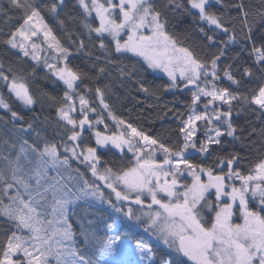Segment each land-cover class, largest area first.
I'll use <instances>...</instances> for the list:
<instances>
[{"label": "snow or ice", "instance_id": "1", "mask_svg": "<svg viewBox=\"0 0 264 264\" xmlns=\"http://www.w3.org/2000/svg\"><path fill=\"white\" fill-rule=\"evenodd\" d=\"M214 2L218 5L221 0H186V4L177 0H78L80 23L90 41L98 42L93 47L101 52L93 64L95 76L70 66L72 52L45 21L46 11L60 25L65 24L59 19L65 0H7V8L0 4V12L19 14L9 17L10 21H22L2 34L0 44L16 50L18 58L30 57L36 62L42 52L51 53L48 59L54 62L45 59V66L65 86L57 108L63 153L60 146L46 139L41 146L39 132L33 143L21 139L14 154L15 143L8 139L0 142L4 149L0 152V264H121L118 258L128 251L129 242L114 231L115 221L108 226L110 235L98 237L90 230L88 197L145 224V232L161 241L167 249L161 254L141 239L135 241L144 264H264V158H258L247 175L234 167L241 159L235 153L217 156L207 166L188 159L193 152L207 159L213 145H223V137L237 138L232 122L235 104L264 116V9L252 14L243 2L235 6L241 13L240 39L245 42L241 51H247L250 45L249 55L255 58L253 66H243L240 75L254 79L256 85L242 92L232 65L221 70L220 62L227 58L229 45L239 41L235 28L226 26L225 15L212 10ZM177 9L188 15L195 13L200 22L210 26L209 31L219 30L227 39L219 41L216 52L204 55L196 47L182 46L184 41L168 31L169 13ZM89 17L98 23L87 22ZM257 18L261 22L258 34L254 31ZM198 31L209 47L215 45V35H208L203 27ZM85 47L80 40L77 51ZM239 58L240 53L233 57L237 62ZM149 69L167 74L170 82L163 86L166 91L181 86L191 91L189 111L175 131L176 140L162 141L117 119L108 102L112 88L100 82L115 70L122 82L135 84L138 91L149 94L145 79ZM222 76L231 82L228 87L220 86ZM85 79L93 86L84 84ZM0 82L8 92V98L0 92V108L6 109L11 118L6 123L12 122L16 132L33 131L31 123L27 128L15 125L23 117L8 102L13 97L26 107L38 102L24 70L11 64L5 69L0 64ZM79 85H83V91ZM232 85L237 86L236 91ZM158 91L153 89L150 94L156 96ZM105 110L116 121L115 130L107 124L105 131L97 130L96 125L104 123L101 112ZM90 113L96 116L95 121ZM87 131L94 135V146L83 145ZM102 149L131 153V159L116 167L102 160ZM73 160L84 165L93 178L89 180L85 172L75 170L80 193L75 199L85 204L77 217L78 230L67 215L72 189L49 176L51 169L57 170V175L59 169L70 170ZM77 236L98 247L100 256L93 259L82 253Z\"/></svg>", "mask_w": 264, "mask_h": 264}, {"label": "trees", "instance_id": "2", "mask_svg": "<svg viewBox=\"0 0 264 264\" xmlns=\"http://www.w3.org/2000/svg\"><path fill=\"white\" fill-rule=\"evenodd\" d=\"M44 2H47V0H44ZM177 2L186 4V0H177ZM241 2L244 3L246 9H250L252 14L264 9V0H221L218 5L214 2L212 10L223 13L225 15L226 26L230 29L235 28L239 42L229 45L227 58H222L220 63L221 70L225 65H232L237 79L241 80L239 90L243 92L246 88L251 89L255 87L256 81L246 77L242 78L240 75L242 67H252L255 59L254 56L249 55L251 50L250 45L247 46V51H241L242 47H245V42L240 39L242 28L241 13L235 7ZM0 4L7 8V0H0ZM65 4L66 7L59 10V19L65 20L64 25H60L57 19L46 11L43 13L45 21L53 29L64 47L69 48L72 52L70 66L79 68L84 73H87L88 76H95L93 64L95 58L101 56V52L98 48L93 47V44L98 42L95 40L90 41L87 29L80 23L82 9L78 5V0H65ZM18 15L15 11H8L7 14L0 12V39L3 38L2 34L8 33L12 27L22 22L18 19L9 20V17L16 18ZM69 17H72V19H69ZM168 18L170 20L168 31L177 34L184 41L182 46L196 47L201 55H204L206 52H216L220 47L219 41L227 39V36L220 35L219 30H216L215 33L209 31L210 26L204 22H200L195 13L188 15L182 10L177 9L175 13L170 12ZM87 22L92 24L98 23L93 17H89ZM260 26L261 22L257 18V27L254 30L257 34ZM201 27L205 29L208 35H215L216 43L213 47L208 46L209 42L204 37V34L198 31ZM92 35L93 37L95 36L94 33ZM186 36L189 38L185 39ZM80 40H84L86 45L83 51H77ZM89 52L92 53L91 56H89ZM237 53H240L239 62L233 59ZM128 55L131 56L132 54ZM125 62L128 63L129 61ZM0 64L5 69L10 64L15 68L23 69L27 77L28 86L38 100L36 104L26 107L19 101H16L14 97L8 99L12 110L17 111L23 117V120L15 121V125L18 127L20 124H23L27 128V125L31 123L34 130L29 134L16 132L12 122L6 123V121H10L11 119L10 113L6 109L0 108V142L8 139L9 143H15L16 149L12 150L14 154L15 151H18L21 139L33 143L37 138V132H39L41 146H43L45 139L50 143H56L60 146L62 125L57 116V108L59 107V100L65 91L64 84L41 61H33L30 57L18 58L16 50H9L2 44H0ZM117 77L118 73L112 70L110 75L103 77L100 81L102 84H108L112 88L108 102L112 106L111 111L115 117L128 121L139 130L160 138L162 141L176 140L175 131L180 127V120L185 119L189 111L187 105L190 103L191 91L183 92L182 87L175 91L170 89L166 91L163 86L170 82L168 77L155 73L151 69L145 73L147 86L150 89L149 94L138 91L135 84L128 81L122 82ZM2 83L0 82V92H3L5 97L8 98V92L2 87ZM84 84L90 87L93 86L91 81L87 79L84 80ZM230 84L231 82L222 76L220 86L228 87ZM153 89H159L156 96L150 94ZM231 89L236 91L237 86L232 85ZM79 90L83 91V85H79ZM49 97H55L56 99L52 100ZM225 110H227L226 106ZM100 111L98 108V112ZM101 115L104 123L100 124L97 130L105 131L104 124H107L109 129L115 130V124L110 120L108 112L103 111ZM91 119H96V116L92 115ZM232 122L237 128L236 139L223 137V145H213L210 154H207V159H204L203 155L199 153L190 154L188 159L193 163L203 162L207 166L212 164L217 156H227L235 153L241 159L239 165H234V167H239L240 171L247 175L250 167L254 165L258 158H264V134H262L264 133V116H261L258 112H252L247 108L241 110V105L235 104ZM200 136L203 138L202 125H200ZM84 137L83 145L91 144L94 146V135H92L91 131L85 132ZM62 149L63 146H60V150ZM3 151V145L0 143V152ZM100 154L103 161L114 164L116 167L125 165L132 155L130 153L124 155L116 149H112L111 151L102 149L100 150ZM224 171L227 172L226 167ZM90 205L91 210L88 215V219L92 221L90 230L95 232L96 236L104 237L109 235L108 226L115 221L117 227L114 230L126 239H130L134 243L137 239H141L153 247L158 254L167 251L166 248L158 245L155 240L144 234L133 224L121 222L118 225L116 213L95 203H90ZM84 208L85 204L80 203V205L72 207L69 214V222L73 223L77 230L80 227L77 217L82 214ZM0 236H2V232H0ZM76 239L77 245H79L80 250L83 249V253L91 255L93 259H97L100 256L98 247L94 248L92 243L85 242L81 236H77Z\"/></svg>", "mask_w": 264, "mask_h": 264}, {"label": "rangeland", "instance_id": "3", "mask_svg": "<svg viewBox=\"0 0 264 264\" xmlns=\"http://www.w3.org/2000/svg\"><path fill=\"white\" fill-rule=\"evenodd\" d=\"M93 16H94V14H93ZM92 18V17H91ZM39 42V41H38ZM51 55V53H45V52H42L41 54H40V56H41V58H40V61L42 62V64L45 66V63H44V61H45V59H48V57ZM39 61V62H40ZM54 62V60L53 59H48V63H53ZM46 67V66H45ZM47 68V67H46ZM48 69V68H47ZM153 72H155V73H158V74H162V75H165V76H167V74L165 73V72H163V70H161V69H155V70H153V69H151ZM53 74V73H52ZM54 75V74H53ZM168 77V76H167ZM57 78V77H56ZM58 79V78H57ZM169 79V78H168ZM59 80V79H58ZM62 82V81H61ZM63 83V82H62ZM178 83H179V77H178ZM182 87V86H181ZM181 87H178V88H176V89H170V90H172V91H175V90H177V89H179V88H181ZM183 88V87H182ZM194 90V89H193ZM1 109H3V108H1ZM199 110H203V104L201 103V105L199 106ZM105 112H107L106 110H105ZM90 115V118L92 117V115L93 114H89ZM109 118H110V120L115 124V126H116V121L115 120H113V118L111 117V116H109ZM93 121H95V119H92ZM100 124H98V125H96V128L99 126ZM200 125H202V128L204 129V125H203V123H201ZM23 133H25V134H29V133H31V131H26V132H23ZM110 147V146H109ZM18 150H19V147H18ZM119 151V150H118ZM60 152L61 153H63L64 152V149H62V150H60ZM193 153H195V152H193ZM192 153V154H193ZM131 154V153H130ZM77 168H79V170H80V172H85L86 173V178H88L89 180H91V179H93L92 178V176H91V173L90 172H86V169H85V166L84 165H82V164H80L78 161H75V160H73V161H71V169L70 170H65V169H59V175H57V170H55V169H51L50 171H49V176L50 177H55L57 180H60L62 183H65V184H67V186L69 187V188H71L72 189V194H71V196H70V200H72V203H70L69 205H68V208H67V215H68V218H69V214H70V212H71V208L72 207H76V206H78V205H80V203H84V201L83 200H76L75 199V197L77 196V195H80V193H79V189H78V187L76 186L77 185V176H76V169ZM89 173V174H88ZM70 177L72 178V179H70ZM205 179L207 178V177H204ZM188 182L190 183V179L188 180ZM238 183V182H237ZM107 189H105V192L107 193ZM88 199V201H89V203H95V204H97V205H99V206H102V207H105V208H107L108 210H110V211H112V212H114V213H116L115 211H114V209H112V208H110L105 202H102V201H99V200H96V199H94V198H92V197H88L87 198ZM114 199V198H113ZM121 206H125L126 207V205H120V204H118L117 205V207H121ZM133 207H137V206H133ZM154 209H155V206H154ZM49 213L51 212V209L49 208ZM145 211H147V209L145 208ZM116 215H117V217H116V221H117V224L119 225L121 222H127V223H130V224H133L135 227H137V228H139L144 234H146L147 236H149L150 238H152L153 240H155L156 241V243L158 244V245H160V246H162V247H164L163 246V244L161 243V241H159L155 236H153V235H151V234H149V233H146L145 232V224H142V223H139V222H137V221H134V220H129V219H127L126 217H124L122 214H120V213H116ZM49 218H51V216L49 215ZM235 222H240V221H235ZM115 231V230H114ZM111 233H109V235H110ZM128 242H129V245H130V247H129V249H128V251L124 254V255H122V256H120L118 259L121 261V264H144V262L141 260V257H140V254L135 250V247H134V245H135V243L134 242H132L130 239H126ZM79 245H77V247H78ZM79 248V247H78ZM165 248V247H164ZM81 252L83 253V249L81 250Z\"/></svg>", "mask_w": 264, "mask_h": 264}, {"label": "water", "instance_id": "4", "mask_svg": "<svg viewBox=\"0 0 264 264\" xmlns=\"http://www.w3.org/2000/svg\"><path fill=\"white\" fill-rule=\"evenodd\" d=\"M182 91L184 92V91H186V90L183 88Z\"/></svg>", "mask_w": 264, "mask_h": 264}, {"label": "flooded vegetation", "instance_id": "5", "mask_svg": "<svg viewBox=\"0 0 264 264\" xmlns=\"http://www.w3.org/2000/svg\"><path fill=\"white\" fill-rule=\"evenodd\" d=\"M195 153H197V152H195Z\"/></svg>", "mask_w": 264, "mask_h": 264}]
</instances>
